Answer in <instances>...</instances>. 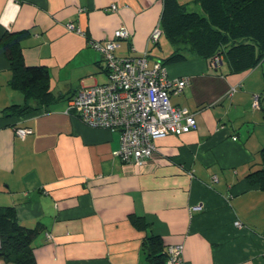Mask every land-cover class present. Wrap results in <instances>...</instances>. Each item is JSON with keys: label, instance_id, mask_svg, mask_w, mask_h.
<instances>
[{"label": "crops", "instance_id": "crops-1", "mask_svg": "<svg viewBox=\"0 0 264 264\" xmlns=\"http://www.w3.org/2000/svg\"><path fill=\"white\" fill-rule=\"evenodd\" d=\"M163 2L0 0V39L25 32L23 59L46 66L52 94L22 115L5 110L25 97L0 44V209L12 206L21 225L38 228L34 264H146L141 245L152 234L164 249L181 243L183 264H264V188L248 176L264 169V58L232 72L200 57L167 62L170 77H188L170 101L193 112L197 127L158 138L143 165L114 154L118 131L87 126L69 108L78 89L108 80L89 39L111 40L123 25L129 37L116 55L148 50L151 65L171 53L154 54L148 40Z\"/></svg>", "mask_w": 264, "mask_h": 264}, {"label": "trees", "instance_id": "trees-1", "mask_svg": "<svg viewBox=\"0 0 264 264\" xmlns=\"http://www.w3.org/2000/svg\"><path fill=\"white\" fill-rule=\"evenodd\" d=\"M163 1L161 34L171 42L172 51L160 60L162 64L200 57L216 66L222 61L232 72L254 67L264 58V0ZM189 3L192 9L187 7ZM24 33L5 32L0 39L12 71L11 84L25 97L23 104L5 108L13 115L33 109L30 101L47 103L52 99L46 66L28 65L23 59L21 38ZM261 156L264 159V148ZM248 176L264 188V169ZM132 222L137 227L144 223L137 216L132 217ZM37 233V227H26L17 221L12 206L0 209V256L6 262L34 264L32 243ZM141 247L146 264H164L167 246L164 249L158 235L147 236Z\"/></svg>", "mask_w": 264, "mask_h": 264}, {"label": "built area", "instance_id": "built-area-1", "mask_svg": "<svg viewBox=\"0 0 264 264\" xmlns=\"http://www.w3.org/2000/svg\"><path fill=\"white\" fill-rule=\"evenodd\" d=\"M110 9H117V5L111 4ZM67 27L81 31L73 23ZM160 35L158 23L150 32L149 42L158 41ZM128 37V30L120 25L111 40H88V45L101 53L108 80L78 89L69 99V108L87 126L118 131L120 146L114 154L125 163L143 165L153 156L158 138L195 129L197 120L188 108L170 101V94L179 93L188 83V77H170L160 60L149 65L148 50L125 56L113 52L117 40ZM257 101L255 96L254 102ZM27 131V128L15 130L20 136ZM182 247L181 243L167 245L164 264H183Z\"/></svg>", "mask_w": 264, "mask_h": 264}, {"label": "rangeland", "instance_id": "rangeland-1", "mask_svg": "<svg viewBox=\"0 0 264 264\" xmlns=\"http://www.w3.org/2000/svg\"><path fill=\"white\" fill-rule=\"evenodd\" d=\"M189 9L193 7L192 3L187 4ZM172 48V44L167 37L161 35L159 44L153 46V53L156 55H165ZM165 53V54H164ZM164 57V56H162Z\"/></svg>", "mask_w": 264, "mask_h": 264}]
</instances>
